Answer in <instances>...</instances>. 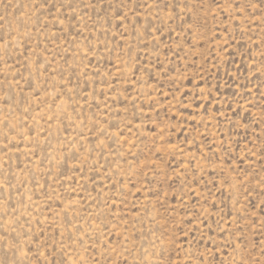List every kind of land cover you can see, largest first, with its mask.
<instances>
[{"label":"rangeland","instance_id":"obj_1","mask_svg":"<svg viewBox=\"0 0 264 264\" xmlns=\"http://www.w3.org/2000/svg\"><path fill=\"white\" fill-rule=\"evenodd\" d=\"M0 264H264V0H0Z\"/></svg>","mask_w":264,"mask_h":264}]
</instances>
